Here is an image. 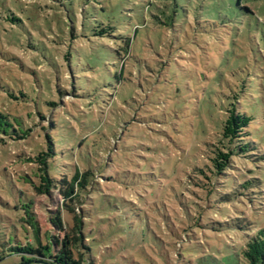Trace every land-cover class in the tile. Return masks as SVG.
Here are the masks:
<instances>
[{
    "label": "rangeland",
    "instance_id": "obj_1",
    "mask_svg": "<svg viewBox=\"0 0 264 264\" xmlns=\"http://www.w3.org/2000/svg\"><path fill=\"white\" fill-rule=\"evenodd\" d=\"M103 21L113 37L94 36ZM233 106L252 119L250 150L210 185L200 171ZM0 112L31 130L0 143V264H24L12 246H39L32 220L51 244L64 190L35 193L30 160L47 136L52 178L87 173L74 204L91 261L252 264L246 245L264 237V0H0Z\"/></svg>",
    "mask_w": 264,
    "mask_h": 264
},
{
    "label": "trees",
    "instance_id": "obj_2",
    "mask_svg": "<svg viewBox=\"0 0 264 264\" xmlns=\"http://www.w3.org/2000/svg\"><path fill=\"white\" fill-rule=\"evenodd\" d=\"M97 26L99 30L95 31L94 36L101 38L106 34L114 36L116 28L111 25L110 21L98 22ZM131 43L130 39L124 40L125 55L128 54L129 56ZM251 121L252 119L249 116L238 113L234 106L228 110L227 119L223 123L218 141L220 147L215 145V149L211 150L212 156L209 157L210 165H206L207 173L200 171L210 185H212L214 178H220L225 175L228 168L233 164L234 158L245 156L249 152L250 145L246 141L249 136L247 128ZM30 134V129L18 130L10 116L0 112L1 145L7 144L8 141L25 140ZM55 156L54 143L51 137L47 136L46 149L36 155L34 159H30L32 160L31 162L37 165L35 181L33 183L35 193L51 200L56 190L60 188L64 190V206L62 211H56L54 216H51L49 219V225L53 230L45 231V237L48 241H51V244H47L46 246L42 244L44 232L37 225V221L32 220L35 225L34 227L32 225L30 229L34 232L39 246L35 247L29 244L12 246L9 248V251L21 256L23 263L28 261L32 262L31 264H37L33 262L42 261L50 264H96L94 260L88 259L87 251H90V249L85 245L86 239L83 234L84 220L81 208L78 207L76 209L74 204L76 202L79 206L81 205L79 201L80 191L87 186V173L77 170L71 179L55 180L49 173V163L51 160H54ZM206 187H208V184L204 182L203 188ZM68 214H72L73 218ZM32 242L34 241L32 240ZM76 255L79 256L78 259H76ZM245 255L252 264L264 262L263 232H259L257 237H252L248 242Z\"/></svg>",
    "mask_w": 264,
    "mask_h": 264
},
{
    "label": "water",
    "instance_id": "obj_3",
    "mask_svg": "<svg viewBox=\"0 0 264 264\" xmlns=\"http://www.w3.org/2000/svg\"><path fill=\"white\" fill-rule=\"evenodd\" d=\"M32 262H27V263H24V264H31ZM33 263H37V264H50V263H47V262H42V261H38V262H33Z\"/></svg>",
    "mask_w": 264,
    "mask_h": 264
}]
</instances>
